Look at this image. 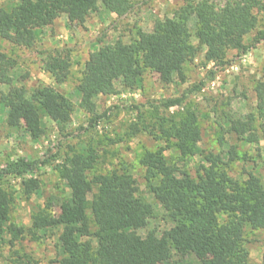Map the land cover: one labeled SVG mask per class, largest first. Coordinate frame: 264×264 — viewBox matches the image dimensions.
Segmentation results:
<instances>
[{
  "label": "trees",
  "instance_id": "obj_1",
  "mask_svg": "<svg viewBox=\"0 0 264 264\" xmlns=\"http://www.w3.org/2000/svg\"><path fill=\"white\" fill-rule=\"evenodd\" d=\"M97 4L116 17H123L131 9L130 0H17L10 8L0 7V39L31 50L38 33L51 26L59 14L65 16L69 26L81 27ZM262 12V0H181L172 16L155 20L150 31L138 30L129 43L116 40L104 44L84 62L76 86L79 106L93 112L95 97L116 95L120 88H137L146 71L176 75L183 82L185 65L202 50L204 65H228V53L245 55L264 43V26L258 28L264 23ZM252 32L255 34L250 36ZM192 35L196 46L190 42ZM13 65L0 57V86L6 88L0 89V104L7 111L6 124L22 128L34 141L44 133L42 116L59 128L67 125L74 110L72 102L51 86H40L29 93L23 84L27 73L14 79L10 75ZM69 68V50L49 51L42 59V70L58 81ZM253 92L262 120L259 131L264 137V71ZM183 99L152 105V124L129 127L132 134L144 132L165 143V147L145 151L139 164L148 193L162 206L172 225L160 237L154 231L137 236L135 232L147 225L148 213L133 177L127 172L98 173L95 154L68 149L53 167L68 191L58 207L61 230L57 241L62 264H161L172 250L181 258L193 254L199 264H253L243 233L246 226L264 231V188L251 173L240 182L228 175L227 166L237 158L235 146L226 151V160L219 155L206 156V165H199L194 178L168 163L163 154L174 148L181 159L192 156L200 141L194 110L184 108L177 115L169 112L182 107ZM105 115L92 117L89 127ZM226 124L227 132L237 141L257 143L258 130L251 119L229 118ZM72 134L65 133L63 139ZM52 161L45 157L9 161L0 168V183L6 177L19 178V191L28 200L38 192L39 180L25 176ZM12 203L13 193L0 187V225L10 235L2 242L12 246L24 236L39 241L53 227V220L39 210L32 213L28 228L15 226L9 222ZM260 264H264V250Z\"/></svg>",
  "mask_w": 264,
  "mask_h": 264
},
{
  "label": "rangeland",
  "instance_id": "obj_2",
  "mask_svg": "<svg viewBox=\"0 0 264 264\" xmlns=\"http://www.w3.org/2000/svg\"><path fill=\"white\" fill-rule=\"evenodd\" d=\"M16 1L0 0V7L10 8ZM216 1L222 3L224 0ZM130 3L131 9L123 17H116L97 4L81 27L69 26L65 16L59 14L51 26L38 33L36 46L31 50L13 47L0 39V57L14 63L10 70L14 79L27 73L28 78L23 84L29 93L40 86H51L67 97L74 107L70 122L63 128L42 116L44 133L39 140L34 141L22 128L14 129L6 124L7 111L0 104V168L17 158L35 160L45 157L55 160L41 166L34 174L25 176L39 180L38 192L28 200L19 191V178L6 177L0 183V187L13 193L10 223L26 229L30 225L32 213L37 210L50 217L54 223L39 241H31L24 236L12 246L2 242V238L8 240L10 235L0 225V264H62L63 257L57 241L61 230L58 207L68 197V191L53 167L68 149L95 154L98 173L115 171L130 174L148 213L146 227L135 234L143 237L148 231H154L160 237L172 223L162 206L148 193L139 159L145 151H155L165 147V143L154 140L144 132L132 134L129 127L131 124H152L155 116L152 105H158L166 99L184 97L182 107L172 108L169 112L177 115L184 108L194 110L201 137L192 156L181 159L174 148L165 150L163 154L168 163L177 165L194 178L199 165H206V156L219 155L226 160V151L235 146L237 158L227 166L228 175L240 182L251 173L264 188V137L259 131L262 120L257 114L253 92L255 82L264 71V43H259L245 55L228 53V65L224 67L204 65L202 50L192 62L185 65L183 82L176 75L161 76L146 71L137 88H120L116 95L95 97L93 112L79 106L80 96L76 86L84 62L104 44L116 40L129 43L136 38L138 30L150 31L155 20L171 17L181 5V0H130ZM260 16L264 19V12ZM263 26L264 23H261L258 28ZM254 34L252 32L250 36ZM248 41L249 37L245 43ZM190 42L197 45L193 35ZM53 50L70 52V68L59 77V81L42 70V59ZM0 89L6 90L4 86H0ZM133 106H138L139 110L133 109ZM104 113L105 117L89 127L92 117ZM229 118L251 119L258 130L257 143L237 141L234 135L229 134L226 124ZM65 133L73 134L63 139ZM58 142L59 148L56 147ZM48 204H51L50 208H47ZM243 239L250 262L260 264L264 231L246 226ZM173 262L199 264L193 254L181 258L173 250L161 264Z\"/></svg>",
  "mask_w": 264,
  "mask_h": 264
}]
</instances>
